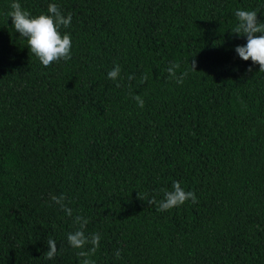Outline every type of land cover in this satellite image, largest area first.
<instances>
[{"label":"trees","instance_id":"1","mask_svg":"<svg viewBox=\"0 0 264 264\" xmlns=\"http://www.w3.org/2000/svg\"><path fill=\"white\" fill-rule=\"evenodd\" d=\"M18 2L71 13L72 47L44 67L0 0V264H79L77 215L96 264H264V73L232 32L237 10L264 22V0ZM174 181L197 202L157 211Z\"/></svg>","mask_w":264,"mask_h":264},{"label":"clouds","instance_id":"2","mask_svg":"<svg viewBox=\"0 0 264 264\" xmlns=\"http://www.w3.org/2000/svg\"><path fill=\"white\" fill-rule=\"evenodd\" d=\"M10 11L8 17L12 19V26L21 37L26 38L27 47L30 53L33 54L39 62L48 67L54 62L60 60L71 59V36L68 33L63 35L60 32V28H67L72 21V15L69 13L65 16L57 4L50 3L47 7V14L40 13L33 16L29 11L22 8L18 0H12L10 4ZM257 11L252 10H237L234 15L238 20V23L232 29V32L246 36L247 43L245 45H238L235 48L238 56L248 61L249 59L253 64L259 65V72L264 73V22H260L257 18ZM260 35H257V34ZM179 68L178 64H172L168 69L170 78L174 79L178 84H182L184 78L187 76V70L177 75L176 70ZM191 68L196 71L195 60L191 61ZM251 70V69H249ZM121 66L116 64L107 73L109 80L116 81L120 78ZM134 74L129 75L128 79L131 81L134 79ZM147 81V76L141 77V83ZM119 86V84H117ZM133 99L137 102L138 106L144 107V100L141 96L136 95ZM171 191H164V199L157 202L155 198L148 199L149 204L156 205L157 211H168L180 205H183L186 201L191 200L193 203L197 202V197L193 191H185L181 187L179 181H174ZM141 199L144 197L140 196ZM54 203L58 204L62 211H64L69 217H72L73 210L64 203L65 197L63 195L57 197L52 196ZM75 224L79 227L74 232L67 234V242L73 249H78L76 252L79 258V264H96V261L92 257L97 252L100 245L101 236L99 233L85 234L84 228L88 221L86 218L77 215L74 217ZM48 250L45 252V259H54L57 254V243L53 239L47 241ZM116 258H120L121 252L117 250L114 254Z\"/></svg>","mask_w":264,"mask_h":264}]
</instances>
